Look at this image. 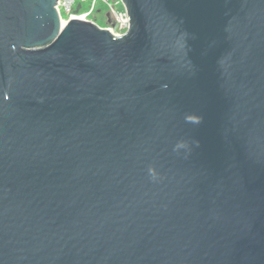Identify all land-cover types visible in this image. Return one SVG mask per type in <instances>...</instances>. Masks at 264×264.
<instances>
[{"label": "water", "instance_id": "1", "mask_svg": "<svg viewBox=\"0 0 264 264\" xmlns=\"http://www.w3.org/2000/svg\"><path fill=\"white\" fill-rule=\"evenodd\" d=\"M122 1L0 0V264H264V0Z\"/></svg>", "mask_w": 264, "mask_h": 264}, {"label": "built area", "instance_id": "2", "mask_svg": "<svg viewBox=\"0 0 264 264\" xmlns=\"http://www.w3.org/2000/svg\"><path fill=\"white\" fill-rule=\"evenodd\" d=\"M99 2L106 7L107 13L110 15L113 25H105L114 35H122L130 25L129 16L122 0H56L55 8L61 20L68 18H80L89 20L88 16L93 11L95 4ZM86 5V9L76 10V5ZM61 8L65 11L66 16L61 15ZM106 13V14H107ZM91 21V20H89Z\"/></svg>", "mask_w": 264, "mask_h": 264}, {"label": "rangeland", "instance_id": "3", "mask_svg": "<svg viewBox=\"0 0 264 264\" xmlns=\"http://www.w3.org/2000/svg\"><path fill=\"white\" fill-rule=\"evenodd\" d=\"M96 7H99L100 8V12H97V11L94 12V11H92L90 13V15L88 16V19L91 20L93 23H95L96 25H98L100 27H105V25H107L106 24V20H107V17H106V13H107L106 7L103 4H100L99 5V2H97L95 4L94 8H96ZM61 15L63 17L66 16V13H65V11L62 8H61Z\"/></svg>", "mask_w": 264, "mask_h": 264}, {"label": "clouds", "instance_id": "4", "mask_svg": "<svg viewBox=\"0 0 264 264\" xmlns=\"http://www.w3.org/2000/svg\"><path fill=\"white\" fill-rule=\"evenodd\" d=\"M189 119L191 120L192 118L189 117ZM177 147H183V145L180 144V145H177ZM148 174H149L150 178L153 180H156L158 178L157 173L155 172V170L152 167L148 168Z\"/></svg>", "mask_w": 264, "mask_h": 264}, {"label": "trees", "instance_id": "5", "mask_svg": "<svg viewBox=\"0 0 264 264\" xmlns=\"http://www.w3.org/2000/svg\"><path fill=\"white\" fill-rule=\"evenodd\" d=\"M101 3H99V5H100ZM75 9L76 10H83V9H86V5H76V7H75ZM94 12H100V8L99 7H96V8H94V10H93Z\"/></svg>", "mask_w": 264, "mask_h": 264}, {"label": "bare ground", "instance_id": "6", "mask_svg": "<svg viewBox=\"0 0 264 264\" xmlns=\"http://www.w3.org/2000/svg\"><path fill=\"white\" fill-rule=\"evenodd\" d=\"M64 22V20H62V23Z\"/></svg>", "mask_w": 264, "mask_h": 264}]
</instances>
